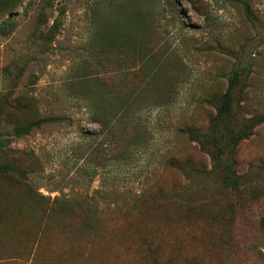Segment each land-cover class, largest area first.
I'll return each instance as SVG.
<instances>
[{
    "label": "rangeland",
    "instance_id": "374dc122",
    "mask_svg": "<svg viewBox=\"0 0 264 264\" xmlns=\"http://www.w3.org/2000/svg\"><path fill=\"white\" fill-rule=\"evenodd\" d=\"M29 1L13 12L15 30L0 35V104L9 156L25 170L21 181L44 195L89 194L105 208L132 201L155 180L167 185L182 181L180 172L164 170L171 156L208 166V157L181 130L208 125L215 113L209 101L225 92L233 69L243 71L236 88L241 115L264 116V0H247L251 18L242 0H152L153 5L147 3L154 14L144 23L147 33L140 30L142 18L135 16L128 25L139 41L146 38L140 48L109 47L106 38H118V32L95 34L96 29L108 30L114 5L125 0H32L26 7ZM57 16L59 23L50 31ZM120 63L129 74L108 78ZM81 73L100 74L123 93L144 89V97L163 101L140 113L139 144L128 157L110 146L94 121L95 107L78 95ZM38 114L55 118L24 136L9 135L16 123ZM235 159L238 173L248 174L262 195L235 206L230 248L208 246L210 238L218 241L221 227L210 229L203 222L178 227L162 225L156 217L126 220L108 214L106 232L118 249L107 257V242L78 238L72 230L76 219L57 213L45 224L39 213L31 216L14 206L19 194L13 187L20 182L4 181L0 264H136L127 260L137 257L132 252L142 242L134 231L147 226L168 242L182 238V257L195 258L194 264H264V122L238 145ZM244 197L252 199L250 193ZM122 236L129 248L118 243Z\"/></svg>",
    "mask_w": 264,
    "mask_h": 264
},
{
    "label": "trees",
    "instance_id": "16d2710c",
    "mask_svg": "<svg viewBox=\"0 0 264 264\" xmlns=\"http://www.w3.org/2000/svg\"><path fill=\"white\" fill-rule=\"evenodd\" d=\"M24 1L0 0V35H9L15 30L17 21L13 12ZM242 1L247 16L251 18L252 10L248 1ZM141 3L140 6L139 2L136 4L133 0H125L115 4L114 15H111L108 22L106 21L108 30L96 29L95 34L102 37L101 33L118 32V38L113 35L108 38L104 36L109 47H142L146 38L139 41L128 28L129 22L133 25L132 21L136 16L138 20L142 18L139 22L140 30L142 33H147L144 23H147L154 15L147 3L153 5V1L141 0ZM30 4L32 0L25 6ZM58 23L57 16L50 31L56 29ZM102 46V48L105 47ZM99 64L104 65L101 60ZM116 66L112 72L114 75L107 74L108 78L111 79L118 73V76H122V73L123 75L129 74V67H121V63ZM242 73L241 69H233L228 77L225 92L210 99L209 102L214 107L215 113L206 127L189 125L182 128L181 131L187 134L191 142L196 143L200 152L204 153L209 160L208 166H203L194 163L191 159L174 156L168 158L164 170L171 169V171L180 172L184 176L182 181L167 185L155 180L143 188L132 201L121 205L105 206V208H100L97 199L89 194L54 197L44 195L28 181H21L25 176V170L9 156L10 149L6 143L8 139L3 138L7 132L3 121V108L0 104V183L6 181L14 185L16 181L20 182L19 187H13L14 190H18L19 194L18 203L14 206L22 207L24 213L31 216L39 213L40 222L44 220L46 224L48 219L57 213L76 219L77 223H74L72 230L76 231L78 238L88 242H107L108 248L105 251L107 257L117 255L118 249L117 242L111 241L112 233L106 232L108 228L106 221L110 217L108 214L118 215L126 220L133 219L136 215L144 220L156 217L162 225L175 224L178 227L185 225V222H203L210 229L216 227L222 229L218 233V241L210 238L209 247L221 245L229 247L235 206L237 204L241 207L249 205L260 199L262 195L257 187L249 183L248 174L238 173L235 159L238 145L249 139L254 128L264 122V116L245 117L241 115L240 98L236 97V88L243 78ZM76 79L80 83L79 88L76 89L78 95L89 99L95 107L94 121L100 123L102 131L109 138L110 146L118 149V154L121 156L128 157L132 148L139 144L138 138L142 130L139 120L140 113L150 105H157L163 101L144 97L142 95L144 89H133L129 93H123L119 87L106 83L100 74L81 73ZM54 118L42 117L38 114L25 124L16 123L9 131V135L24 136L40 127L42 122L53 121ZM23 184L24 189L21 187ZM199 192L204 193L198 195ZM245 193H250L252 198L250 201H246ZM45 209H48L47 213ZM147 227L149 230L134 231L142 242L134 246L132 253L137 257H129L127 260H135L136 264H181V262L185 264L187 260L189 264L195 263V258L182 257V238L168 242L155 232L154 227ZM124 237L122 236L118 243L129 248L131 243L126 242ZM127 260L124 258L122 263H126ZM127 264L135 263L129 261Z\"/></svg>",
    "mask_w": 264,
    "mask_h": 264
}]
</instances>
